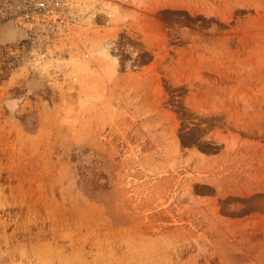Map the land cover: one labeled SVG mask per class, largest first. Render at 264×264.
Listing matches in <instances>:
<instances>
[{
  "label": "rangeland",
  "instance_id": "obj_1",
  "mask_svg": "<svg viewBox=\"0 0 264 264\" xmlns=\"http://www.w3.org/2000/svg\"><path fill=\"white\" fill-rule=\"evenodd\" d=\"M76 1L0 0V264H264V0Z\"/></svg>",
  "mask_w": 264,
  "mask_h": 264
},
{
  "label": "bare ground",
  "instance_id": "obj_2",
  "mask_svg": "<svg viewBox=\"0 0 264 264\" xmlns=\"http://www.w3.org/2000/svg\"><path fill=\"white\" fill-rule=\"evenodd\" d=\"M77 2V1H76ZM97 3H100L102 5V11L106 14V16L109 18V21H114L115 16L118 15V6L115 3H112L111 0H101L99 2L98 0H91V3L89 1H81L77 2L79 8H78V15L83 24H86L87 26H93L96 24V19L94 18V13L97 9L94 8ZM71 4V3H70ZM98 8V6H97ZM117 14V15H116ZM78 18V19H79ZM115 22V21H114ZM79 28V27H77ZM85 31H87V27L85 28ZM82 32V29L80 30V33ZM84 32V31H83ZM78 39H82L80 34L77 36ZM93 48H91L90 55L94 56H100V58H106L107 60L110 59L111 61V69L110 73H114L116 71V60L113 57L112 54L109 53V46H108V40H98L95 41V43L92 44ZM83 47H87V43L83 42ZM72 56H70L71 58ZM51 61V60H50ZM47 63V62H46ZM44 63V66L47 67L48 64Z\"/></svg>",
  "mask_w": 264,
  "mask_h": 264
}]
</instances>
